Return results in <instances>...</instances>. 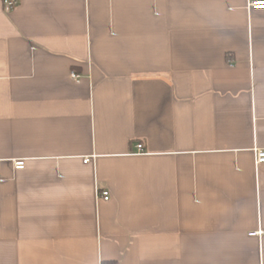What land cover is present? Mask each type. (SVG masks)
I'll list each match as a JSON object with an SVG mask.
<instances>
[{
    "label": "crops",
    "instance_id": "obj_1",
    "mask_svg": "<svg viewBox=\"0 0 264 264\" xmlns=\"http://www.w3.org/2000/svg\"><path fill=\"white\" fill-rule=\"evenodd\" d=\"M5 1L0 264H264L259 0Z\"/></svg>",
    "mask_w": 264,
    "mask_h": 264
},
{
    "label": "built area",
    "instance_id": "obj_2",
    "mask_svg": "<svg viewBox=\"0 0 264 264\" xmlns=\"http://www.w3.org/2000/svg\"><path fill=\"white\" fill-rule=\"evenodd\" d=\"M5 4L7 6V8H11L14 4L15 1L14 0H10V1H5ZM247 9L248 10H262L264 11V0H259V1H249L247 3ZM72 78L75 80H78V76L77 75H73L72 74ZM137 152H142L143 150V146L141 144H137L135 146ZM254 155H255V164H264V150L261 149H254ZM87 161H89V159H84V163H87ZM14 169L15 170H22L24 168V162L23 161H15L14 164ZM100 197L104 200L107 201L109 199V192L108 191H103L100 193ZM251 236H255V237H262L264 236V231H255L250 233Z\"/></svg>",
    "mask_w": 264,
    "mask_h": 264
},
{
    "label": "clouds",
    "instance_id": "obj_3",
    "mask_svg": "<svg viewBox=\"0 0 264 264\" xmlns=\"http://www.w3.org/2000/svg\"><path fill=\"white\" fill-rule=\"evenodd\" d=\"M201 243L203 249L206 252L211 253L222 248L224 246L225 241L223 239H215V240L205 239Z\"/></svg>",
    "mask_w": 264,
    "mask_h": 264
}]
</instances>
